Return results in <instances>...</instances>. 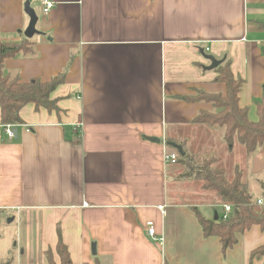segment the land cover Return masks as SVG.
I'll list each match as a JSON object with an SVG mask.
<instances>
[{"label": "crops", "instance_id": "0c3cea01", "mask_svg": "<svg viewBox=\"0 0 264 264\" xmlns=\"http://www.w3.org/2000/svg\"><path fill=\"white\" fill-rule=\"evenodd\" d=\"M26 1L0 0L1 40L25 38ZM29 1L34 53L4 70L22 82L64 72V82L51 94L56 110L21 108L16 140L0 124V260L14 246L16 264H48L49 250L57 263L60 236L72 264H264V254L250 259L264 245L259 226L224 252L202 236L193 208L218 219L219 198L164 161L196 157L201 144L217 164L241 166L248 186L264 180V145L249 159L237 144L223 147V129L192 122L212 106L181 99L225 94L217 67L204 69L201 53L211 55L243 79L238 106L257 120L264 0H51L47 14Z\"/></svg>", "mask_w": 264, "mask_h": 264}, {"label": "trees", "instance_id": "16d2710c", "mask_svg": "<svg viewBox=\"0 0 264 264\" xmlns=\"http://www.w3.org/2000/svg\"><path fill=\"white\" fill-rule=\"evenodd\" d=\"M33 53V42L27 38L14 42L0 39V124L3 128L7 125L12 126L13 129L20 127L22 120L19 112L27 104L48 111L57 108L56 100L51 99V94L64 82V72L45 82L39 79L22 82L18 76H13L4 70L5 60L19 54L31 56ZM215 71L214 80L225 85V94L198 91L195 96L181 97V99L187 102L210 104L212 110L200 111L192 122L196 125L223 129L224 145L232 147L237 144L243 149L246 159H249L264 145V102L256 104L257 120H249L247 109L238 106V93L243 79L233 76L229 61L223 62ZM166 144L168 145L169 142ZM176 163L182 167V172L178 175L179 180L196 181L201 184L202 189L214 193L222 205L231 206V212L225 221H221L220 217L217 220H207L193 208L202 236L218 238L222 252L232 248L237 243V236L251 227L259 226L264 229V180L259 182L263 206L256 209V200L249 191L241 166H235L228 175L225 168L222 169L220 164L216 163L215 158L196 160L193 155L186 152L178 157ZM2 213L3 211L0 210V214ZM55 253L58 257L57 263L50 250L45 253L48 264H72L60 236ZM262 254H264V245L251 252L250 259ZM13 261L14 258L9 256L5 260H0V264H12ZM94 264L100 263L95 259Z\"/></svg>", "mask_w": 264, "mask_h": 264}, {"label": "built area", "instance_id": "2783aa9c", "mask_svg": "<svg viewBox=\"0 0 264 264\" xmlns=\"http://www.w3.org/2000/svg\"><path fill=\"white\" fill-rule=\"evenodd\" d=\"M54 6V2H52L51 0H41V12L42 14H47ZM263 46H264V42H263ZM4 132L6 134V136L9 139H13L14 138V132H13V127L12 126H5L4 128ZM75 132L78 135V133H80L79 127L76 126L75 128ZM177 155L175 153H165L164 154V161L165 162H169L171 164L176 163L177 161ZM255 205H256V209H259L260 207L263 206V201L262 200H256L255 201ZM163 209H161L162 211ZM163 212V211H162ZM231 212V206L229 204H223L222 205V214L220 216V220L221 221H225L228 219L229 214ZM147 234L151 237L154 238V231L152 228H148L147 229Z\"/></svg>", "mask_w": 264, "mask_h": 264}, {"label": "water", "instance_id": "95a60500", "mask_svg": "<svg viewBox=\"0 0 264 264\" xmlns=\"http://www.w3.org/2000/svg\"><path fill=\"white\" fill-rule=\"evenodd\" d=\"M23 9L29 18L28 26L25 29V31L23 32V35L25 38H32L35 34L38 33L36 28H35L38 18H37L35 10L30 6L29 0L24 3ZM201 54H202L203 58L210 63L208 66H206L204 68L205 70H213L223 62V60H216L211 55H204L203 53H201ZM13 132H14V139L16 140L17 139V129L14 128ZM214 220H217L216 216H215ZM91 252L93 255L95 254L94 244L91 245Z\"/></svg>", "mask_w": 264, "mask_h": 264}, {"label": "rangeland", "instance_id": "374dc122", "mask_svg": "<svg viewBox=\"0 0 264 264\" xmlns=\"http://www.w3.org/2000/svg\"><path fill=\"white\" fill-rule=\"evenodd\" d=\"M203 145H199V144H193L192 148L195 149L196 151V154H195V158L196 160H202L203 158H208V157H211V152L208 151V150H203L202 148ZM223 147H225V145H222ZM259 150V149H257ZM225 163V162H224ZM224 163H221L220 162V166L222 169L225 168V170L227 171L228 175H230V170H232V167H228L227 168L224 166ZM227 164L231 165L230 163L227 162ZM174 165V164H173ZM175 167L178 168V164H175L174 165ZM180 166V165H179ZM224 167V168H223ZM190 182V181H189ZM191 182H195L196 184H198V182L196 181H191ZM196 186V185H195ZM249 191L251 193V195H253V197L257 198V197H260V187H259V183L257 184V182H254L253 180L249 182ZM3 221L0 219V234L2 235V227L3 226H6V225H3L2 224ZM15 224V223H14ZM13 225V224H12ZM13 241V240H12ZM12 243H15L12 242ZM16 248H14V246L11 247V252H10V257L12 256L14 258V261L12 264H16V259H15V254H16V251H15Z\"/></svg>", "mask_w": 264, "mask_h": 264}]
</instances>
